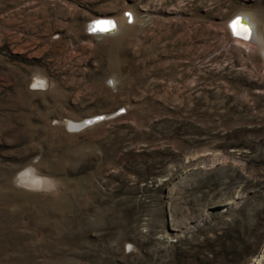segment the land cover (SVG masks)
I'll list each match as a JSON object with an SVG mask.
<instances>
[{"label": "rangeland", "instance_id": "rangeland-1", "mask_svg": "<svg viewBox=\"0 0 264 264\" xmlns=\"http://www.w3.org/2000/svg\"><path fill=\"white\" fill-rule=\"evenodd\" d=\"M261 46L264 0H0V264H264Z\"/></svg>", "mask_w": 264, "mask_h": 264}, {"label": "bare ground", "instance_id": "bare-ground-1", "mask_svg": "<svg viewBox=\"0 0 264 264\" xmlns=\"http://www.w3.org/2000/svg\"><path fill=\"white\" fill-rule=\"evenodd\" d=\"M238 15H241L242 16V18L244 19V20H242V23L246 24L247 26L246 25H244V26L249 29V38L245 40V39L240 38L241 36H238L236 34H235L236 36H234L232 33H231L232 34L231 36H233L235 38H238L236 42L237 43H241L243 45L244 44L245 45L246 44H257V45H261L263 43L262 37H260L259 30H258V25L253 20L252 16L250 14H248V13H244V14L243 13H240V14L238 13V14H235L231 19H233L235 16H238ZM113 20H114V23H115V26H116V29L115 30H117L118 27H119V21L118 20H115V18H113ZM94 26H95L96 29L100 30L102 28L104 29V28L110 27V23H108V22H103V23L99 22V23H96ZM115 30H112V31L106 32V33H104V32H96L97 33L96 35H102V34L109 35V34L115 32ZM230 32H231V30H230ZM261 47H263L262 49H264V46H261ZM41 85H43L42 84V81H40L38 79H35V81L33 83V87L34 88H39V87H41ZM89 119H86V120H89ZM84 122H78V121L77 122H74V121H71V125H72L73 128H75V129L78 130V129H81V127H83V125L84 126L87 125V124H84ZM23 174L26 175V177H24L25 179H23V180H27L25 182V185L33 187L34 184L35 185H38V183H40V180L39 179H35L36 177H34V175H30L29 174V171L26 172V173H23ZM32 183H34V184H32ZM260 257H262V256L261 255H258L256 257V259L258 258L257 260H260Z\"/></svg>", "mask_w": 264, "mask_h": 264}, {"label": "water", "instance_id": "water-1", "mask_svg": "<svg viewBox=\"0 0 264 264\" xmlns=\"http://www.w3.org/2000/svg\"><path fill=\"white\" fill-rule=\"evenodd\" d=\"M237 18H240V20H241V23H242V20H244L243 18H242V16L241 15H238V16H235L233 19H231L228 23V26H229V28H230V30H231V33L234 35V36H236L235 34H234V31H233V22L237 19ZM99 22H111L110 23V27H108V28H104L105 30H103V31H101V29L100 30H98V29H96L95 28V24L96 23H99ZM243 25H246V24H244V23H242ZM247 26V25H246ZM116 29V26H115V23H114V20H113V18H110V17H98L97 19H94L93 21H91L90 23H89V31L90 32H94V33H96V32H104V33H106V32H110V31H112V30H115ZM238 37V36H237ZM240 38H242V37H240ZM243 39V38H242ZM246 40V39H245ZM263 55H264V50H263ZM103 118V116H96V117H93V118H90L89 120H84L85 122H84V124H90V122L92 123V122H94V121H98V120H101ZM84 126V125H83ZM86 126V125H85Z\"/></svg>", "mask_w": 264, "mask_h": 264}, {"label": "snow or ice", "instance_id": "snow-or-ice-1", "mask_svg": "<svg viewBox=\"0 0 264 264\" xmlns=\"http://www.w3.org/2000/svg\"><path fill=\"white\" fill-rule=\"evenodd\" d=\"M103 23V22H101ZM111 23V22H108ZM105 29H101V31H103ZM233 31L234 34L241 36L243 39H248L249 38V29L247 27H245L242 23L240 18H237L234 22H233Z\"/></svg>", "mask_w": 264, "mask_h": 264}]
</instances>
